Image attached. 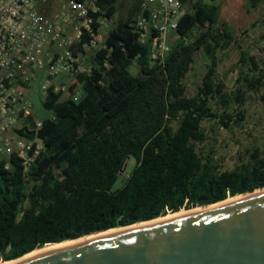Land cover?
I'll return each instance as SVG.
<instances>
[{
	"label": "trees",
	"instance_id": "trees-1",
	"mask_svg": "<svg viewBox=\"0 0 264 264\" xmlns=\"http://www.w3.org/2000/svg\"><path fill=\"white\" fill-rule=\"evenodd\" d=\"M263 1L249 0L250 9ZM141 2L109 28L93 71L70 84L71 89L82 85L81 99L53 89L44 97L52 114L40 117L44 150L31 173L24 175L15 158L10 169L4 168L7 159H0V261L264 187V156L258 150L254 163L222 170L198 147L207 138L204 121L218 119L231 128L234 98L242 101L243 88H262L257 61L242 52L239 62L249 69L240 70L237 91H228L216 79L217 61L219 51L232 47L235 32L218 21L219 5L189 0L164 63L152 62L150 40L140 41L132 26ZM100 4L102 11L94 16L112 20L118 0ZM200 49L211 62L203 85L190 96L184 79ZM237 118L243 120V112ZM27 123L35 127L32 118ZM18 131L33 133L28 126ZM127 158L135 160L130 170L124 169Z\"/></svg>",
	"mask_w": 264,
	"mask_h": 264
},
{
	"label": "built area",
	"instance_id": "built-area-1",
	"mask_svg": "<svg viewBox=\"0 0 264 264\" xmlns=\"http://www.w3.org/2000/svg\"><path fill=\"white\" fill-rule=\"evenodd\" d=\"M56 1L0 0V159H7L5 169L12 167L11 158L17 159L24 175L44 150L38 134L43 121L35 114L31 93L36 89L46 97L53 89L81 99L82 85L71 89L70 84L93 71L96 53L107 46L101 31L107 18L94 16L101 13L102 0ZM189 4L142 0L132 26L140 41L150 40L152 62L164 63ZM31 118L33 128L27 123ZM27 126L30 137L18 131Z\"/></svg>",
	"mask_w": 264,
	"mask_h": 264
},
{
	"label": "water",
	"instance_id": "water-1",
	"mask_svg": "<svg viewBox=\"0 0 264 264\" xmlns=\"http://www.w3.org/2000/svg\"><path fill=\"white\" fill-rule=\"evenodd\" d=\"M13 264H264V190L55 247Z\"/></svg>",
	"mask_w": 264,
	"mask_h": 264
},
{
	"label": "rangeland",
	"instance_id": "rangeland-1",
	"mask_svg": "<svg viewBox=\"0 0 264 264\" xmlns=\"http://www.w3.org/2000/svg\"><path fill=\"white\" fill-rule=\"evenodd\" d=\"M203 1L219 5L218 21L228 23L235 32L236 38L232 47L218 53L216 72L217 81L220 79L227 90L234 93L240 86L237 82L240 70L248 71L249 69V64L239 62L243 51L254 57L264 73V1L256 9H250L249 0ZM59 2L57 0L56 5ZM134 2L136 0H118V9L113 19L105 20V25L101 28L105 36L109 28L128 17L129 8ZM188 8H191V5ZM210 62V58L203 49L197 51L195 62L184 79L188 95H195L199 87L203 85ZM131 69L134 73L138 71L136 61ZM242 93V101L234 98L229 109L236 114L234 121L231 122V128L224 127L222 121L218 119L203 122L207 138L198 147L205 153L213 155L221 163L222 170H231L237 166L254 163L253 155L256 150L264 156V85L258 91L243 88ZM31 96L35 105V114L38 117L52 114L51 110L43 106L44 96L38 90H33ZM212 105L222 109L215 100L212 101ZM241 112L244 114L243 120L237 118ZM134 163L135 160L130 159L126 169L130 170Z\"/></svg>",
	"mask_w": 264,
	"mask_h": 264
},
{
	"label": "bare ground",
	"instance_id": "bare-ground-1",
	"mask_svg": "<svg viewBox=\"0 0 264 264\" xmlns=\"http://www.w3.org/2000/svg\"><path fill=\"white\" fill-rule=\"evenodd\" d=\"M263 190H264V188H258V189H255L253 191L245 192V193H242V194H239V195H236V196H231V197H229V198H227L225 200H222V201H219V202H216V203H213V204L198 206V207L191 208V209H180V210H178L176 212H173L171 214H168V215H165V216H160V217L148 220V221L138 222V223H136L134 225H131V226H128V227L111 228V229H108V230L97 231V232H94V233L79 237L77 239L64 240V241L58 242V243H56V242L55 243H48V244H46L43 247L36 248L32 252L22 256L21 258L13 259V260H1L0 264H13V263L18 262V261H20L22 259H25V258L30 257L32 255H35V254H38V253L53 249L55 247L64 246V245L71 244V243H76V242H81V241H84V240H87V239H90V238H93V237H96V236L112 233V232H115V231H119V230H123V229H127V228H132V227H136V226H140V225H145V224L153 223V222H156V221L164 220V219H167V218L175 217V216H178V215H182V214H186V213H190V212H194V211L203 210V209L211 208V207H214V206L222 205V204H225V203H228V202H231V201H234V200H237V199L252 195L254 193L263 191Z\"/></svg>",
	"mask_w": 264,
	"mask_h": 264
},
{
	"label": "crops",
	"instance_id": "crops-1",
	"mask_svg": "<svg viewBox=\"0 0 264 264\" xmlns=\"http://www.w3.org/2000/svg\"><path fill=\"white\" fill-rule=\"evenodd\" d=\"M59 79H63V77H60Z\"/></svg>",
	"mask_w": 264,
	"mask_h": 264
}]
</instances>
